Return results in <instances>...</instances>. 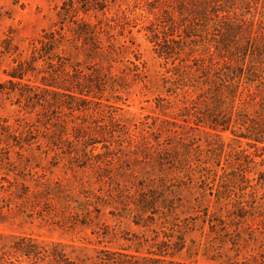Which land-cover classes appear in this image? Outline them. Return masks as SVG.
Here are the masks:
<instances>
[{
	"label": "rangeland",
	"instance_id": "374dc122",
	"mask_svg": "<svg viewBox=\"0 0 264 264\" xmlns=\"http://www.w3.org/2000/svg\"><path fill=\"white\" fill-rule=\"evenodd\" d=\"M214 1L0 0V264H264V143L230 116L264 85L214 77L260 60L264 0Z\"/></svg>",
	"mask_w": 264,
	"mask_h": 264
},
{
	"label": "trees",
	"instance_id": "16d2710c",
	"mask_svg": "<svg viewBox=\"0 0 264 264\" xmlns=\"http://www.w3.org/2000/svg\"><path fill=\"white\" fill-rule=\"evenodd\" d=\"M211 2L210 4V8H212L213 6H215L217 4V2H212V0H210ZM212 3V4H211ZM220 7V6H219ZM222 7V6H221ZM218 9V8H216ZM213 15L218 18V21L221 20H226L229 18V15L231 14L229 10L225 9H218L217 12L213 11L212 12ZM225 30H227V34L225 35V38L221 41V45H223V49L228 50L229 48L227 47H231L230 46V40L231 38H229L228 36H234V38H236V34L239 30H232L231 34L230 29L229 28H225ZM229 33V34H228ZM55 32L54 31H48L46 32V34H44L42 36V39L40 40L41 42V48L40 50L42 51V53H44L43 55H49L53 52V49L48 50L47 48L50 47L51 45L54 46H59L58 44V39L55 36ZM49 45V46H48ZM47 47V48H46ZM251 50L246 48L247 52H250V54H252L254 57V59L259 58L260 60H255L253 62H251L250 65H245L244 61L243 64L240 65H236L235 67H231L228 66L226 69V71H223V73L220 74V72L218 74H214L212 72H210V70L208 68H206L207 70H205V72H209L208 75L211 73V76L213 75L215 77V79L219 78L220 80L224 77H228V79L224 78L222 79L224 81V83H219L220 85L222 84L223 86H226L227 89L229 90V92H227L230 97L232 98L233 101H237V99L241 96L242 92H243V88L241 86H243L242 82H245L248 86H252L253 84H256V86H261L264 85V70H260L258 67H256V65L260 64L261 62L264 61V45L260 44V46H257L256 44L253 46H251L250 48ZM39 50V49H38ZM224 51V50H223ZM230 52H232L231 50H229V54H231ZM247 53H245L246 56ZM231 55L234 56V54L232 53ZM249 55V53L247 54ZM227 56V55H225ZM263 59V60H262ZM245 60V59H244ZM207 76V75H206ZM11 77H18L19 79L21 77H19V75L17 74H11ZM246 85V87H247ZM221 91V90H220ZM223 92V91H222ZM224 93V92H223ZM264 106H262L261 108L264 110L263 108ZM237 117H234V115H230L231 116V120L234 119V121H238V123L240 125H242L244 128V131L247 135H242V137L246 138L248 141L251 142H258V143H264V124L260 123L261 118L263 120L264 115L263 113H260V116L256 115V118H250L249 116H247V114H236ZM263 115V117H261ZM258 116V117H257ZM218 118V117H217ZM257 118H260V120H257ZM238 119V120H237ZM217 122L215 123L216 126L218 127H222L223 131L228 129V126L226 124H221L218 123L219 119L216 120ZM229 124H231L229 122ZM261 129V130H259ZM216 130V129H214ZM219 222H221L222 224H224L222 221H224L222 218H220L218 220ZM214 226V225H213ZM14 249L18 252H22L23 251V247H21L20 243L14 246ZM26 251V249H25ZM24 251V252H25ZM164 255H159L158 257H153V259H151V263L149 264H185L183 262H174L173 260H168L166 258L163 257ZM107 260L109 261V264H112L114 262L113 258H107ZM140 264V263H139Z\"/></svg>",
	"mask_w": 264,
	"mask_h": 264
}]
</instances>
